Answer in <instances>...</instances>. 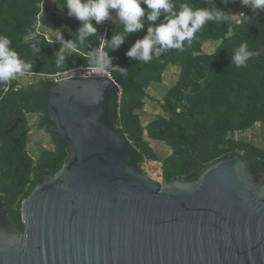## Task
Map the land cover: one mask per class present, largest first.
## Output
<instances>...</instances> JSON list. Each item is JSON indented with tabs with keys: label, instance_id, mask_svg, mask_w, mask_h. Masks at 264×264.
Masks as SVG:
<instances>
[{
	"label": "water",
	"instance_id": "water-1",
	"mask_svg": "<svg viewBox=\"0 0 264 264\" xmlns=\"http://www.w3.org/2000/svg\"><path fill=\"white\" fill-rule=\"evenodd\" d=\"M140 62L114 80L49 86V121L69 157L22 201V233L0 198V264H264V177L242 152L164 184L128 162L131 141L109 103Z\"/></svg>",
	"mask_w": 264,
	"mask_h": 264
},
{
	"label": "trees",
	"instance_id": "trees-1",
	"mask_svg": "<svg viewBox=\"0 0 264 264\" xmlns=\"http://www.w3.org/2000/svg\"><path fill=\"white\" fill-rule=\"evenodd\" d=\"M193 7H209L207 0H174ZM216 6L231 11L240 0H214ZM65 0H0V34L8 36L12 47L33 69L10 81L7 92L0 85V198L9 221L22 233L24 223L21 203L43 181V173L56 174L69 157L67 143L54 131L49 121L48 88L45 78L77 65H90L87 53L94 51L99 35L108 23L107 41L123 32V25L113 19L100 24L93 21L97 32L86 37L83 44L76 40L82 22L69 17ZM145 7V5H141ZM114 17V11L112 12ZM242 23L216 24L207 22L185 51L171 49L149 63L131 65L124 76L122 95L111 98L109 119L115 129L122 128L131 141L130 165L142 166L145 161H158L162 177H183L191 181L211 164L239 152L257 175L264 177V146L236 137L257 124L264 125V52L252 57L245 67L237 68L231 57L241 43L250 51L264 49V12L248 7ZM138 33L127 34L118 50L107 48L113 66L125 68L133 59L126 52L142 38L149 22ZM155 23L159 24L160 20ZM59 29L65 41L77 42L79 51L66 53L61 67L55 64L56 53L62 47L55 41ZM220 41L217 48L203 51L206 41ZM39 49L33 52L31 45ZM169 65L179 67L176 82L161 99L149 92L153 83H161ZM120 75L113 70V76ZM147 99L157 101L162 114L146 123L142 110ZM31 115L38 128L48 136L49 144L37 156L30 153ZM164 143L170 152L160 157L151 141Z\"/></svg>",
	"mask_w": 264,
	"mask_h": 264
},
{
	"label": "clouds",
	"instance_id": "clouds-1",
	"mask_svg": "<svg viewBox=\"0 0 264 264\" xmlns=\"http://www.w3.org/2000/svg\"><path fill=\"white\" fill-rule=\"evenodd\" d=\"M225 4L229 0H223ZM209 7H193L191 3H181L177 8L174 0H65V6L69 17H75L81 21V27L77 30L76 40L83 44L86 37L97 32L93 21L100 24L105 20L112 19V12L123 24V32L114 35L110 41H102L100 47L87 53L89 64L96 73H104L112 68L120 74L125 69L113 66L105 46L111 50H118L124 43L127 34L141 32L145 28L146 16L149 26L146 34L135 41L126 52L127 57L149 63L154 58H159L166 51L176 49L185 51L190 46L207 22L216 24L242 23V18L247 19L243 12L236 14L225 11L216 6L214 0H207ZM240 3L250 7L254 11L264 12V0H240ZM141 5H145L142 7ZM160 20V23H155ZM55 41L62 45L56 53L55 64L61 67L66 60V53L71 54L79 51L77 42L65 41L59 29H55ZM33 52L39 49L33 43ZM264 49L250 51L247 43H241L231 57L232 64L237 68L245 67L247 62L254 56H259ZM32 63L24 60L12 47L11 39L0 34V85H4L3 91L7 92L10 81L22 77L32 71Z\"/></svg>",
	"mask_w": 264,
	"mask_h": 264
},
{
	"label": "rangeland",
	"instance_id": "rangeland-1",
	"mask_svg": "<svg viewBox=\"0 0 264 264\" xmlns=\"http://www.w3.org/2000/svg\"><path fill=\"white\" fill-rule=\"evenodd\" d=\"M247 8L248 7L239 3L238 5L233 7L232 12L236 14H239L241 12L244 13ZM219 44L220 41L208 40L203 45V51L211 53L217 48ZM173 69H177L179 74V67L169 65L163 74V81L161 83L151 84L149 92L152 96L156 97L157 99H161L165 92L171 86H173L178 77L174 72H171L170 74V71ZM141 114L143 123H146L147 121L162 114V110L157 101L147 99L146 105L144 106ZM30 122L32 125V131L30 133V144L28 146V149L32 155L37 156L40 150L47 147V145L49 144V138L43 130H40L37 127L38 120H36V116L31 115ZM235 134V136L238 138L254 141L257 144L264 146V125L257 124L250 130H247L245 132H238ZM151 146L155 149L160 157H164L170 152L168 146L159 141H151ZM142 167L144 171L148 173L153 179L157 180L161 184L165 183L163 177L160 176V171L156 163H153L152 161H145Z\"/></svg>",
	"mask_w": 264,
	"mask_h": 264
},
{
	"label": "built area",
	"instance_id": "built-area-1",
	"mask_svg": "<svg viewBox=\"0 0 264 264\" xmlns=\"http://www.w3.org/2000/svg\"><path fill=\"white\" fill-rule=\"evenodd\" d=\"M113 16V13H112ZM113 19V17H112ZM111 20V19H109ZM107 31H108V23H106L102 33L99 35V43L96 49L100 47V44L102 41L107 42ZM106 52V46L104 48ZM113 70L112 68L107 69L104 73H96L92 70L90 65H77L74 67H70L68 69H65L63 71H59L55 74H49L46 75L44 79L49 81L50 83H54L60 79L63 78H71V77H106L109 79H115L113 76ZM118 102L120 101V97L122 95V86H119V91H118Z\"/></svg>",
	"mask_w": 264,
	"mask_h": 264
},
{
	"label": "crops",
	"instance_id": "crops-1",
	"mask_svg": "<svg viewBox=\"0 0 264 264\" xmlns=\"http://www.w3.org/2000/svg\"><path fill=\"white\" fill-rule=\"evenodd\" d=\"M113 21H114L115 23H118V24H120V25H123V24L119 21V19L116 17V15H115V11H114ZM171 72H174L175 75L178 76V70H177V69H173V70H171V71H170V74H171Z\"/></svg>",
	"mask_w": 264,
	"mask_h": 264
}]
</instances>
